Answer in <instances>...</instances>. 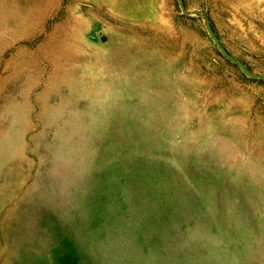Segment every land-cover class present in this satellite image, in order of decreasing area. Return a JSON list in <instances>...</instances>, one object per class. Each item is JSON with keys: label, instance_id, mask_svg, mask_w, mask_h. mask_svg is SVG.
<instances>
[{"label": "rangeland", "instance_id": "1", "mask_svg": "<svg viewBox=\"0 0 264 264\" xmlns=\"http://www.w3.org/2000/svg\"><path fill=\"white\" fill-rule=\"evenodd\" d=\"M0 264H264V0H0Z\"/></svg>", "mask_w": 264, "mask_h": 264}]
</instances>
